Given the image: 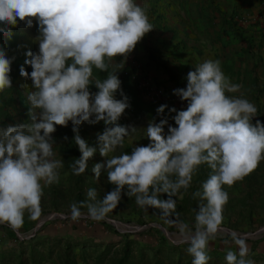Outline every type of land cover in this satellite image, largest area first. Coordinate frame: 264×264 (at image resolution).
Here are the masks:
<instances>
[{"label": "clouds", "instance_id": "clouds-1", "mask_svg": "<svg viewBox=\"0 0 264 264\" xmlns=\"http://www.w3.org/2000/svg\"><path fill=\"white\" fill-rule=\"evenodd\" d=\"M148 12L149 6L137 0H0V94L14 87L11 73L17 56L9 55L7 47L13 29L20 23L35 27L33 42L38 46L24 52L19 67V75L31 82L20 85L28 119L0 123V225L15 231L26 214L32 221L40 218L44 190L60 183L65 166L64 159L57 158L54 134L58 126L71 124V142L80 153L69 162L71 174H84L99 152L104 159L91 171L96 180L103 173L113 187L99 199L97 189L89 188L85 200L69 205L70 219L104 221L124 196L134 198L140 209H153L176 228L191 264H209L210 241L221 235L230 199L225 186L243 181L264 161V122L241 91L243 85L225 75L222 61L204 59L187 72L184 87L172 90L185 107L161 104L156 109L160 118L151 117L146 126L121 124L131 102L119 72L155 28ZM235 93L239 95H230ZM166 109L174 115H165ZM101 122L103 130L92 145L80 127ZM140 129L148 143H134L125 151V139L131 142ZM202 166L210 170L208 176L189 192ZM185 195L197 201L191 222L177 212V200ZM222 243L226 264H255L245 239L233 234Z\"/></svg>", "mask_w": 264, "mask_h": 264}, {"label": "rangeland", "instance_id": "rangeland-1", "mask_svg": "<svg viewBox=\"0 0 264 264\" xmlns=\"http://www.w3.org/2000/svg\"><path fill=\"white\" fill-rule=\"evenodd\" d=\"M147 1L159 3L165 0H137L141 4ZM153 12L160 19L166 16L165 13L167 14V10L164 8L163 10L156 8V13L155 11ZM261 12L264 13L259 8L255 10L257 15L261 14ZM13 32L14 41L9 48V55L15 54L17 56L13 64L18 63L20 67L25 60L24 52L27 49L36 51L38 48L37 44L33 42V37L37 35V30L35 27L26 28L23 23H20L19 27L13 29ZM146 37L150 36L147 34L136 46L135 50L127 57L124 68L120 69L119 72L123 91L130 98V102L133 99L148 100L143 89V84L154 81V79H150V81L144 79L146 77L142 74L145 68L142 69L143 60L146 59L144 57V40ZM150 38V42H152L154 36ZM18 45L26 47L18 50ZM120 60V57L116 58V62H120ZM12 69L11 75L14 87L8 89L6 93L0 94V123L15 125L23 123L28 119V101L25 90L20 85L25 83L30 84L31 82L25 81L19 75V70L17 73L16 68L12 67ZM27 70L31 71L30 68H27ZM138 87L142 90L138 94H135ZM165 101L172 104L169 108L175 107L181 109L185 107V104L180 100ZM250 101L254 104L257 102L256 106L260 112L259 118L262 119L261 121H264V118H262L264 117V100ZM165 115H174V113L169 114L168 109H166ZM152 117L160 118L157 116L156 110ZM150 118L145 114H136L135 107L131 103V108L126 112L121 122L144 127ZM100 126L101 123L94 126L85 123L80 127V134L88 141L93 140L96 133L102 131ZM64 135L69 137L68 141L62 140ZM54 136L58 143L54 146L58 154L57 158L64 159L65 161V166L61 170L60 183L45 188L42 199V215L38 220H29L26 214L24 224L20 229L13 230L15 233L11 232L12 229L7 225H0V264H18L17 261L21 253V256L27 262L30 259L26 264H62L64 261L71 259L77 260L78 264H110L109 259L117 252L123 238H133L137 248L143 247L147 254L145 264H152L154 259L152 252L155 248L164 247L166 251V249H170L168 245L173 244L178 245L183 254L186 257L188 256L185 251L187 245L180 243L176 228L166 225L160 220L158 215L153 214V209H149L148 212L140 209L135 204L134 198L129 199L127 196H124L117 209L108 214L105 221L111 223L113 226L112 230L107 229L102 224V221L95 222L86 216L78 222H73L70 219L69 205L72 202H79L77 194H80L81 199L85 200L87 190L95 188L97 189L99 199L113 186H108L103 173L99 180H96L93 176L94 174L91 171L93 164L95 162H102L104 159L99 155V152L89 160L88 169L84 174L79 176L71 174L68 165L71 159L79 157V150L74 144H70L73 136L70 124L67 128L58 126ZM134 143H148L144 139L143 129L138 130L131 137V142L129 138L125 139L124 150L126 151L127 146H132ZM65 172L68 173L67 176H64ZM250 175L252 176L250 183H247V180L244 179L241 182H237L231 188L225 186L229 192L230 199L223 211L224 219L221 226V235L216 240L210 241L211 250L209 255L211 260L209 262L217 261L218 264L224 263V260L221 259V256L225 254V246L222 241L224 239L231 241L232 235L235 234L245 239L248 244L250 248L249 258L254 260L255 264H264V260L259 258V254L264 252V227L259 230L260 227L264 226V205L259 203L264 199V161ZM189 197L190 195H185L183 200H177V212L180 213V219L186 222L192 221L194 216L192 210L197 205V201L194 204L189 202ZM82 211L86 212V209ZM155 227H159L162 230V234L156 232ZM107 245L109 246V252L103 254L101 261L97 263L96 256L98 252L104 253ZM81 247L86 248L84 256H81L82 251L79 250ZM232 247L235 246L232 245ZM30 253L33 254L32 257H30ZM172 257L174 258H170V260L175 262L176 255ZM83 259L86 262H83ZM170 260L167 259L166 264H169Z\"/></svg>", "mask_w": 264, "mask_h": 264}, {"label": "crops", "instance_id": "crops-1", "mask_svg": "<svg viewBox=\"0 0 264 264\" xmlns=\"http://www.w3.org/2000/svg\"><path fill=\"white\" fill-rule=\"evenodd\" d=\"M263 2H143L149 6L148 14L155 27L148 34L154 36L153 41L150 37L144 40L146 59L142 67L144 79H154L152 83L162 90L154 100H164L168 106L172 104L165 100H179L172 90L184 87L187 72L204 59L221 60L225 75L243 85L241 91L249 100H264V13H255L258 8L264 11ZM152 8L155 13L156 8H164L167 14L160 19ZM259 113L258 110L257 119L262 120Z\"/></svg>", "mask_w": 264, "mask_h": 264}, {"label": "trees", "instance_id": "trees-1", "mask_svg": "<svg viewBox=\"0 0 264 264\" xmlns=\"http://www.w3.org/2000/svg\"><path fill=\"white\" fill-rule=\"evenodd\" d=\"M236 15H238L236 13ZM239 16V15H238ZM3 37L0 36V41H3ZM14 41V36L12 38L11 41L7 42V47L10 48V46L12 45ZM13 68H16V72L18 73L19 70V64L15 63L12 66ZM100 77H103L105 74L104 73H99ZM133 84V83H132ZM136 86V85H135ZM144 89V88H143ZM93 91H95V88L93 87L92 89ZM142 89L140 87H138L136 89L135 94H138ZM146 97L148 98V100H136L133 99L131 100L132 105H134L135 107V113L136 114H145L148 117H152L154 111L157 109L158 106H160L161 104H165L164 100H154V99H150L147 95ZM121 124H124L123 122L120 121ZM71 127V124H70ZM103 122H101V126L100 129L103 130ZM90 144L94 145L95 144V137L93 138V140L89 141ZM70 144H74V142H71L70 140ZM75 145V144H74ZM132 146H127L126 151H130ZM80 155V153H79ZM209 169L207 168V166H202L198 172L197 175L194 176L193 178V182H192V188L189 189V192L191 191H195L200 187V184L202 181H204L209 173ZM251 175H248L247 177H245V179L247 180V183H250L251 180ZM108 186H110V184H108ZM77 200L78 201H82V197L80 196V194H77ZM246 200L249 202V200L246 198ZM189 202L191 203H195L196 201L192 200L191 197H189ZM261 205H264V199H262L259 202ZM249 204V203H248ZM102 224H104L106 226L107 229L112 230L113 226L111 225V223L107 222V221H102ZM156 232H159L162 234V230L159 227H155ZM116 232V230H114ZM13 233H15L13 230L11 231ZM69 243V242H67ZM67 246V244H66ZM170 246V249H166V252L164 247L163 248H155L152 252V256H153V261L152 264H166V260L170 258H174L172 257L173 255H176V261L173 262L170 260V262H168L169 264H191V260L192 257H190L189 255L186 257L183 252L179 249L180 247L176 244L173 245H168ZM167 246V247H168ZM83 247V244H82ZM79 248L80 251H82L81 256H84L85 254V249L86 248ZM171 251V252H170ZM109 252V246H106V251L104 253L98 252V255L96 256V262L98 263L99 261H101V256L105 253ZM173 252V253H172ZM172 256H171V255ZM22 253L19 256L18 259V264H26L30 261L27 262L25 258H23ZM32 253H30V257H32ZM222 255V254H221ZM224 256L225 254H223L221 256V259L224 260ZM22 257V258H21ZM147 257V254L145 252V250L143 249L142 246H140L139 248L136 247V243L134 241L133 238H123L122 240V244L120 245V247L117 249V252H115L109 259L110 264H145V259ZM259 258L264 260V252H262L261 254H259ZM83 262H86L83 259ZM223 264H226L225 260L223 261ZM62 264H78L77 260L71 259V260H66L64 261V263ZM209 264H218L217 261H212L209 262Z\"/></svg>", "mask_w": 264, "mask_h": 264}, {"label": "built area", "instance_id": "built-area-1", "mask_svg": "<svg viewBox=\"0 0 264 264\" xmlns=\"http://www.w3.org/2000/svg\"><path fill=\"white\" fill-rule=\"evenodd\" d=\"M143 85L145 90L144 92L150 99H155L162 93V90L155 86L153 83H145Z\"/></svg>", "mask_w": 264, "mask_h": 264}, {"label": "water", "instance_id": "water-1", "mask_svg": "<svg viewBox=\"0 0 264 264\" xmlns=\"http://www.w3.org/2000/svg\"><path fill=\"white\" fill-rule=\"evenodd\" d=\"M264 226L260 227L259 230H261Z\"/></svg>", "mask_w": 264, "mask_h": 264}]
</instances>
